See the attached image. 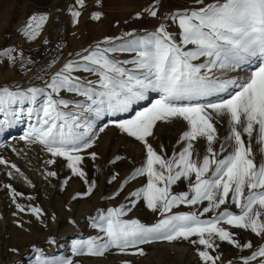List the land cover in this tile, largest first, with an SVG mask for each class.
<instances>
[{
    "label": "snow or ice",
    "instance_id": "1",
    "mask_svg": "<svg viewBox=\"0 0 264 264\" xmlns=\"http://www.w3.org/2000/svg\"><path fill=\"white\" fill-rule=\"evenodd\" d=\"M95 2L99 5L101 0ZM193 3L196 7L162 13L163 0H153L143 12L158 21L154 30L106 36L69 53L70 58L42 87L0 86L4 116L0 133L34 117L20 139L41 146L49 154L47 166L63 161L71 176L83 181L86 191L72 200L90 197L98 187L84 168L86 160L98 159L95 151H89L97 138L90 118L127 112L146 93L159 94L130 119L112 121L121 134L142 147L144 156L107 199L121 197L133 181L146 182L127 192L125 203L118 207L97 209L89 221L97 235L73 240V257H104L113 250L144 256L142 245L186 241L196 248L201 264H224L218 251L224 243L250 250L241 264H264V0ZM86 10L87 0H74L68 7L74 27ZM102 16L101 11H93L89 19L100 21ZM140 17L137 13L135 18ZM48 20L47 14L30 16L21 29L23 36L35 41ZM14 51H0V58L6 57L9 64L19 59L21 70L29 71L33 61H25L22 53L13 56ZM222 123L227 128L223 137L218 128ZM176 124L184 130L171 154L164 144L154 146L157 129ZM123 159L117 155L109 163ZM0 165L23 177L5 159L0 158ZM8 175L12 177V172ZM43 175L47 179L57 172L46 170ZM117 179L118 174H113L107 183ZM181 185L186 190L177 191ZM4 187L17 212L36 220L45 215L38 206L18 203L16 198L23 194L8 184ZM141 204L158 215L155 223L129 217ZM181 206L188 210L173 211ZM234 229L252 234L260 243H241ZM47 244L57 241L49 237ZM36 251L34 264H77L71 258Z\"/></svg>",
    "mask_w": 264,
    "mask_h": 264
},
{
    "label": "rangeland",
    "instance_id": "2",
    "mask_svg": "<svg viewBox=\"0 0 264 264\" xmlns=\"http://www.w3.org/2000/svg\"><path fill=\"white\" fill-rule=\"evenodd\" d=\"M152 2L153 0H101L98 5L95 0H87V10L80 18L79 25L74 27L68 12V7L73 4V0H67L64 10H61V4L58 3L55 8L50 5L49 7L36 6L37 11L34 13H29L26 6L12 0V13L19 12L16 23L20 24L18 27H12L10 24L0 26V51L15 49L13 56L19 58L22 53L25 61L32 60L33 64L28 65L29 71H22L19 59L16 64H9L6 57L0 58V86H8L13 90L15 85L22 88L42 87L44 81L48 80L70 58L69 53L74 54L95 41L104 39L106 36L101 33L100 28L106 23L114 27L112 28L113 33L108 34L107 37L121 36L124 32L134 31L143 34L145 31L154 30L158 21L143 12ZM163 3L162 13L196 7L193 0H163ZM93 11L103 13L100 21L89 19ZM137 13H141L139 19L135 18ZM39 14H47L49 20L41 30V35L35 41H28L21 29L30 16ZM89 22L98 29L96 39L88 37L85 31L86 39H84L83 32L80 34L79 27ZM45 39L48 40V44L44 43ZM53 61L56 63L49 67ZM37 77H42V79ZM158 97V93L148 92L144 100L134 102L127 112L104 116L100 119L90 118L93 119L97 138L93 149L89 151H95L98 159L95 162L90 159L86 160L84 168L88 176L97 181L98 187L92 196L77 200H72V197L86 191L87 186L83 181L78 177H72L63 161L47 166L45 161L49 158V154L38 144L29 145L20 139L34 123V117L32 120L25 117L22 122L6 130L5 133H0V158L16 165L23 173L21 177L12 169L0 165V264H34L39 254L36 250L43 252L46 256L56 255L74 259L77 264H124L125 261H130L131 264H201L196 248L186 241L142 245L146 253L144 256L121 255L115 250L106 253L104 257H73L71 253L73 240H86L97 235L96 230L89 226L90 218L96 215L97 209L106 210L109 207H118L121 203H125L124 195L127 192L135 190L136 187L146 182L143 178L133 181L131 186H126L127 191L121 197L116 200L107 199L134 167L140 166L144 156L142 147L121 134L111 122L130 119L136 112L150 106V103ZM2 119L4 116L0 114V120ZM101 127L105 129L104 132L99 131ZM218 128L221 137L227 134L225 124L218 125ZM183 130L182 124L157 129L156 139L153 140L154 146L164 144L171 154L172 147ZM12 136L19 139L6 143ZM117 155L124 159L117 161L116 164L109 163ZM97 167L100 169L99 172L96 170ZM46 170L56 171L57 176L46 179L43 175ZM10 171L12 177L8 175ZM113 174H118V179L108 184L107 180ZM65 180L68 181L67 184L64 183ZM5 184L23 194L22 197L16 198L18 203L26 208L29 205L38 206L45 215L40 220H36L30 214L17 212L8 189L4 187ZM179 190H186V186L181 185L177 191ZM29 196L34 199L29 201L25 198ZM178 210L187 211L188 209L181 206V209L173 211ZM53 215L56 217L55 220L52 219ZM129 217L139 219L142 223L149 225L159 218L158 215L143 207V204L138 206V210L130 213ZM69 221L75 223H69ZM20 223L23 227L17 226ZM233 231L238 233L236 238L241 243L248 241H252L254 245L260 243L259 238L250 233L235 229ZM49 237L54 238L57 245L47 244ZM11 249H16V251H11ZM218 251L222 255L224 264H228L229 261H232V264H241V257L250 255V250L241 251L226 243L222 244Z\"/></svg>",
    "mask_w": 264,
    "mask_h": 264
},
{
    "label": "bare ground",
    "instance_id": "3",
    "mask_svg": "<svg viewBox=\"0 0 264 264\" xmlns=\"http://www.w3.org/2000/svg\"><path fill=\"white\" fill-rule=\"evenodd\" d=\"M16 2L20 5L26 6V10L29 11V13H34L35 11H37L36 6H48V5H50L52 8H55L58 6V3L61 4V6L59 5L61 10H64V5L66 4L67 0H16ZM73 3H74V0H73ZM11 5H12V0H1L0 1V26L4 25V24H8V25L10 24V26H12V27H18V25L20 24V23L19 24L16 23V20L19 17V12L16 11V12L12 13L13 9H12ZM89 7H90V5H89ZM45 10H47V9H45ZM43 12H44V10H43ZM11 22H12V24H11ZM79 28L81 30L80 34L83 32V36H84V31H85V33H87L88 37H90V38L96 39L98 36V34L96 32V30H98V29L96 27H94L93 24L90 22L87 24H83V27H79ZM112 28H114V27H112V25L110 23H106L105 25L101 26L100 30H101V33H103L105 36H107L108 34L113 33L114 30ZM86 36H84V39H86ZM111 124H113V123L111 122ZM106 125H110V124H106ZM18 139L19 138L12 136L10 138V140H8V142H6V143H12L13 141H17Z\"/></svg>",
    "mask_w": 264,
    "mask_h": 264
}]
</instances>
